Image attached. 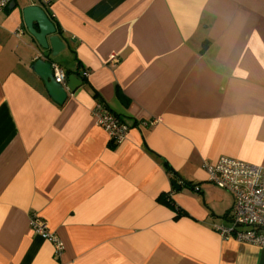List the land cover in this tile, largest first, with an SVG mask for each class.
Masks as SVG:
<instances>
[{"label": "crops", "instance_id": "crops-1", "mask_svg": "<svg viewBox=\"0 0 264 264\" xmlns=\"http://www.w3.org/2000/svg\"><path fill=\"white\" fill-rule=\"evenodd\" d=\"M14 1L0 12V264H264L213 228L233 199L204 168L264 163V0H51L66 43L52 61L82 81L62 104L30 68L49 53L23 23L36 3ZM98 101L129 124L121 143Z\"/></svg>", "mask_w": 264, "mask_h": 264}, {"label": "built area", "instance_id": "built-area-1", "mask_svg": "<svg viewBox=\"0 0 264 264\" xmlns=\"http://www.w3.org/2000/svg\"><path fill=\"white\" fill-rule=\"evenodd\" d=\"M12 0H0V12L9 6ZM41 7H49L51 0H33ZM22 28H17L15 36L19 38ZM116 55H110V62L117 61ZM54 80L64 83L65 69L53 63ZM87 77L88 71H82ZM95 123L108 136L110 142L121 143L128 131L129 124L118 114L112 112L104 103L96 102L91 109ZM207 179L217 187L232 195L233 203L228 214V224H213V228L222 238L232 237L239 242L264 248V163L251 164L235 157L220 155L214 163L204 162ZM32 230L43 239L50 241L55 253L60 254L64 248L62 240L47 229L45 220L37 213L29 218Z\"/></svg>", "mask_w": 264, "mask_h": 264}, {"label": "water", "instance_id": "water-1", "mask_svg": "<svg viewBox=\"0 0 264 264\" xmlns=\"http://www.w3.org/2000/svg\"><path fill=\"white\" fill-rule=\"evenodd\" d=\"M14 6L15 1L12 0L9 8L12 9ZM21 12L24 26L38 47L41 50L49 49L48 54L40 53L35 57L30 68L41 79L51 99L57 104H62L67 99L68 91H74L82 82L75 73L70 74L68 70L67 83H58L54 80L52 57H56L65 48L66 43L59 34H56V25L43 7L30 4L22 7ZM171 184L175 189L180 188V184L176 181H171Z\"/></svg>", "mask_w": 264, "mask_h": 264}, {"label": "trees", "instance_id": "trees-1", "mask_svg": "<svg viewBox=\"0 0 264 264\" xmlns=\"http://www.w3.org/2000/svg\"><path fill=\"white\" fill-rule=\"evenodd\" d=\"M44 10L46 11V13L48 14V16L52 19V16H51V13H50V11H49V8L48 7H44ZM94 96H98V93L96 92V91H94V94H93ZM99 102H101V101H99ZM103 103V102H102ZM104 105H105V103H104ZM106 106V105H105ZM107 107V106H106ZM108 108V107H107ZM158 200L159 201H162L163 203H165V204H168V205H170V206H172V208L176 211V216H179L180 214H183V211H181V208L180 207H178L177 205H174V203L172 202V200H171V198L169 197V196H163V197H161V196H159L158 197ZM185 214V213H184Z\"/></svg>", "mask_w": 264, "mask_h": 264}, {"label": "rangeland", "instance_id": "rangeland-1", "mask_svg": "<svg viewBox=\"0 0 264 264\" xmlns=\"http://www.w3.org/2000/svg\"><path fill=\"white\" fill-rule=\"evenodd\" d=\"M18 2H31V1H33V0H17ZM227 224H228V222H227Z\"/></svg>", "mask_w": 264, "mask_h": 264}]
</instances>
